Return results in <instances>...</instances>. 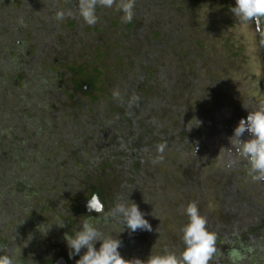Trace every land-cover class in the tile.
Listing matches in <instances>:
<instances>
[{
  "label": "trees",
  "instance_id": "trees-1",
  "mask_svg": "<svg viewBox=\"0 0 264 264\" xmlns=\"http://www.w3.org/2000/svg\"><path fill=\"white\" fill-rule=\"evenodd\" d=\"M171 1L174 3L170 6L175 8V13L182 12L183 15L187 16V10L183 9L181 0ZM74 3H76V0H0V255L18 256L24 262L23 264H48L49 262H55L59 256L63 255L67 264H76L80 256L69 257L65 234L74 236L76 231L80 229L82 222L76 224L73 228L66 224V219L64 221L55 220L53 224L52 221H42L37 215L35 217L34 214H39L37 212L41 211V206H38L36 200L42 198V192L40 188H36L35 198H33L29 194V189L40 186V175L37 170L42 171L40 168L42 165L43 173L48 166L54 168L62 166L61 161L65 159V153L59 152L56 154V147H68L69 152L74 151V153H70L71 161L66 162L64 165L66 169H72L73 165H78L77 162L79 163L82 159L81 152L85 154L84 152L87 150H94L95 144L105 148L104 159H107V167L103 163L100 165L104 173L101 178L109 177L118 171L119 176L112 183L117 184L120 181L121 185L118 183V186L121 189L115 195H111L106 182L107 178H104L102 181L105 182L100 186H93V189L85 188L81 191V188H78L77 198L79 193L86 195L89 192L86 199L98 193L105 204V213H109L119 201H127L131 204L139 196L140 179L138 177L131 179L128 172L121 173L123 170L131 168L137 172L141 169L144 170L145 175H155L159 169L168 171L163 176L150 181L149 187L154 192L153 201L156 208L146 210L144 206H139L140 210L142 209L141 211L145 213V218L150 222L153 230L151 232L137 230L132 233L126 226L123 228V225L114 218L104 215L97 216L95 212L90 213L87 210L86 201L81 203V207H75V211L82 212L84 219L89 218L90 222L106 235L115 237L113 234L115 231L114 226L119 234L123 233V237L120 235L121 240L126 239L123 241H129L130 245L133 244L130 246L122 242L119 251L125 259L139 258L147 260L151 254H164L166 249L177 254L181 253L185 248L181 230L189 222L186 217L183 219L181 213L185 211L190 202H193H187L190 192L189 188L184 187V185L187 182L188 175L193 178L195 185L199 184L202 178L201 173H197L200 172L201 162L196 159L200 155H197L193 160H188L189 158L184 157L185 153L182 152L191 151L193 155L196 154L194 150L198 145L206 148L209 145L221 143L220 152L218 153L220 154L219 157H223L221 164L226 169L225 174H222L223 180L218 184L219 189L214 193V200L220 201L221 217L234 229L233 235L228 238L226 230L207 227L210 231L216 233L217 242L220 245H217V253L210 264H241L243 258L240 259V256L241 254L244 255L246 251L239 248V239L244 235L245 229L249 228L250 233L258 236L261 234V229L264 228V226H260L264 224L261 221L264 218V196L262 194L250 195L249 199L246 196L245 201L250 207H245V211L242 208V200L238 196L239 192L250 187L253 183H243L249 181L245 179L248 175V166L242 160L237 162L235 159L233 161L232 155L235 154L230 150L233 147L230 142L232 135L227 136L229 131H234L238 126L241 118L247 116L248 111L244 107V103L234 104L229 102L228 95L225 100L224 91L221 88L222 85H226L230 81L226 71H222L214 83L210 81L208 74L211 75L213 69L207 61H210L211 56L215 57L226 53L214 50V55H208L214 49L215 43L200 46V49L196 51L183 48L180 64L176 68L167 61L170 54L179 51L174 46L175 38L171 37L170 32L174 31L176 34L182 35L181 41L190 42L194 38H188L189 35L187 34L193 32L197 27H202L204 30V25H206V30L211 32L209 35L213 34L217 38L218 28L215 20L211 22L206 20V23H202L199 17L198 20L195 18L200 9L192 10L195 24L192 25V31H190L185 22L187 17L180 19L167 11L165 5H159V7L153 0H136L135 15L131 23L122 22L121 17L118 21L112 18V15L105 13L108 9L98 7L96 11L103 14L104 22L107 23L108 20H111L108 24H112L111 29L116 31V37L121 32L123 37L120 40L122 42H131L134 44L133 49L139 48L140 52L136 50L137 54L141 56L143 54L141 58L146 59L145 64L149 63L152 70L146 72L147 65L134 67V77L139 74L136 85L126 84L122 89V93L126 96V104L120 109L124 111V114L119 118L116 116L115 119L122 123L125 117L128 116L130 118L129 128L130 130L133 128V130L131 132L126 131V133L122 132L117 137H112L110 133L104 132L105 135H101V141L92 143L90 142L92 138L88 136L89 132L76 133L75 136L68 135L65 130L57 131L45 127L43 118L39 117L34 111L21 110L23 103L27 101L29 106L32 104H37L39 107L43 105L45 107L44 111L48 108L54 110L56 108L50 97H46V100L42 101L37 95L43 85L36 81L37 74L34 70L33 61L26 55L28 50L25 43L29 40H40L39 34L45 30L43 22H47L48 27L56 24L64 34L69 35V32H65L68 31L69 27H64L65 24H68L67 26L73 28L70 31L71 39L63 38V40L70 43H73L74 40L84 41V38L78 40L82 29H85L82 18L80 22L76 17L66 22L55 19L58 10L63 9V7L66 8V11L71 10L76 5ZM225 4L230 7L229 1L226 0ZM113 9L115 10L113 14L118 12L119 15H123L122 12ZM73 12L75 14L76 8ZM158 15H165L166 18H169L166 26L158 20ZM157 17L158 19L155 20ZM28 26L31 27V30L28 31L27 35L26 28ZM164 26L165 28H163ZM103 27L106 30L108 29L105 24H103ZM61 28H64L65 31ZM159 28L163 29L159 31ZM164 32L167 33L164 34ZM31 33L34 37L31 36ZM23 34H26L28 38H24L25 35ZM61 42L64 44L63 41ZM196 43L198 44V42ZM55 44H59V42H55ZM227 45L229 46L228 43ZM19 47L20 49H18ZM122 49L125 48L122 47ZM241 51L242 48L238 46L237 54ZM12 53L13 55H11ZM20 54L29 61L26 63L24 58H19L18 55ZM229 54L233 56L234 53L230 52ZM53 59H51L52 62ZM77 61V59H74L73 65L69 67L72 72L73 90L69 91V86L62 89L66 93L68 101L71 98L77 102L76 106L71 107L79 113L83 109H88L94 115L103 110V113L109 116L103 108V104L107 102H104L99 94H94L85 88L87 84H90L98 93L103 91L102 83L99 82L97 76L99 61L94 54L91 59L87 60L93 66L91 64L89 66L87 63L78 65ZM202 63L204 65L201 70L200 65ZM159 67L162 71H159ZM185 69L193 75L188 74L189 72L186 73ZM142 70L143 74L139 73ZM157 74L160 77L156 78ZM142 83H149L150 88L145 87V90L136 91ZM54 89L61 90L58 85H55ZM86 97L88 98L86 99ZM137 97L138 99H136ZM231 97L235 100V95ZM129 101L132 102L128 103ZM107 104L112 105L111 103ZM207 105L211 106L209 110L206 108ZM258 105L259 103L255 104V106ZM94 106L95 109L92 110ZM248 107L250 108V105ZM250 109H253V107ZM230 110L232 111V117L229 114ZM43 113L41 116H43ZM99 116L103 117L102 115ZM214 118L215 120H213ZM85 122L87 123V120ZM164 122L168 123L170 127L173 125V128L169 129L170 127L162 125ZM135 123L137 124L135 125ZM36 126L39 127L36 128ZM114 138L118 143L114 144ZM162 144L165 145V149L163 153H159L158 146ZM165 154H169L172 160L167 163L169 156L167 155L160 162L153 163L157 157ZM231 164L239 166L237 178L233 177V169L228 167ZM242 166H245V169H242ZM95 167L93 165V168ZM158 167L160 168L158 169ZM175 173L182 175L181 180L178 182L182 185V188L184 187L183 192L185 194L176 199L174 201L175 205L172 204L171 210H168L162 198L169 190L161 186L163 179L170 178L172 177L171 174L174 175ZM236 179L238 184H236ZM60 180L62 183L53 188L54 193L50 199L51 208L57 207L71 190V187H63V183H69L72 180L71 177L66 178V180L61 177ZM46 185L48 186V184ZM84 185L85 183L82 182L81 186ZM255 189H260L257 182H255ZM151 197L152 194H150ZM201 198L200 201H196V204L198 207L200 206L199 209L203 213L201 215L207 218V223L214 222L216 225V222L222 221L216 216L213 217L205 213L203 205L207 202L206 192ZM255 203L256 205H254ZM253 206L258 207L256 212L259 213L258 218H256L258 220H252L250 223H248L249 220H246L243 223L245 225L238 226L240 228L231 225L230 222L235 220L234 216L239 214L254 219V215H252ZM178 216L185 221L183 222L177 218ZM231 217L233 218L229 220ZM176 220L177 222H175ZM61 222H64V227L58 225ZM114 223L117 224L114 225ZM23 229L26 235L21 240L16 241L14 235L18 233V230ZM54 234H58L57 239L53 238ZM39 240L42 243L46 242L51 245L49 253L43 261L37 258L32 260L33 256L31 255L34 254L33 246L38 244ZM224 242H226L227 248L222 245ZM97 243L100 244V242ZM56 244L60 245L56 246ZM54 245L55 247H53ZM154 246L157 249H154ZM17 251H20V253L15 254ZM84 252H86V249H83L80 255H83ZM247 255L251 257V260H247L246 264H253V262L256 263V259L260 258L261 254L255 248L250 249ZM262 264H264V259Z\"/></svg>",
  "mask_w": 264,
  "mask_h": 264
},
{
  "label": "rangeland",
  "instance_id": "rangeland-1",
  "mask_svg": "<svg viewBox=\"0 0 264 264\" xmlns=\"http://www.w3.org/2000/svg\"><path fill=\"white\" fill-rule=\"evenodd\" d=\"M227 1H229L230 7L225 4L226 0H181L183 9L187 10V16L183 15L182 12L175 13V8H172L171 6H165L167 11L173 13L174 16H178L180 19H182L183 17H187L185 22L187 23V28L190 31H192V25L195 24V21L193 22L192 10L196 9H200V14L198 11V13L195 15L196 20H198V17L200 18L202 23H206V20L210 22L215 20L216 27L218 28V31L216 32L218 36L216 38L213 36V34L209 35L211 32L206 30V25H204V30L202 29V27H197L193 32L187 34L189 35L188 38H194V40L190 42L181 41L182 35L176 34L174 31L170 32L171 37L175 38V42H173L174 46L179 51H176V53L174 54H170L167 61L174 68H176L177 65L180 64L182 53L181 50L183 48H190L189 50L196 51L200 49V46H206L209 43H215L214 49L210 51L208 55H214V50H219L226 53L224 55L215 57L211 56L212 58H210V61H207V63L211 65V68L213 69L212 71L214 73H212L211 75L208 74L210 81L214 83L215 79L220 75V73L222 71H226L228 73L230 81L227 82L226 85H222L221 88L224 91L223 94L225 95V100L226 96L228 95V99H230L229 102H232L234 104L244 103L247 106L250 105V108H255V104L264 103V63L260 37L254 23L242 25L237 20L234 13L231 12L230 9L235 7V0ZM156 5H159L158 1L156 2ZM75 8L76 5L75 7H72L71 10L73 11L75 10ZM63 10L66 11V8L63 7ZM113 11L115 10L112 8L108 9L105 13L112 15V18L119 21L121 14L119 15L118 12H115V14H113ZM97 16L99 19L94 26H89L83 21V23H85V29H82L81 33L79 34L78 40H80V38H84V41L74 40L73 43H70L66 40H63V38H68L69 40L71 39L70 31H72L73 28L67 26L68 24L64 25V27H69L68 31H65L64 28H61L63 31L69 32L68 35L64 34L56 24L52 27H48L47 22H43L45 30L43 33L39 34L40 40L36 39L38 40L36 41L28 39L29 41L25 43L26 49L28 50L26 55L29 56L33 61L34 70L37 74L36 81L43 85V88L38 91L37 95L42 101L46 100V97H50L54 102V107L56 108L55 110L48 108L46 109V111H44L45 107H43V105L40 107L37 104H32L29 106L27 101L23 103L21 109L26 112L34 111L39 117L43 118V124L45 125V127H50L57 131L65 130L68 135L75 136L76 133L78 134L83 132L81 134H84L89 132L90 134L88 136L92 138L90 140V142L92 143L101 141L100 137L101 135H105L104 132L110 133L112 137H117L121 135L122 132L129 131V117L126 116L124 122L122 123L115 119L116 115L119 114V116H122L124 114V111H122L120 107L116 105V103H123V105H125L126 96L122 93L123 87H125L126 84L136 85V80H138L139 74L134 77V67L137 68L138 66L147 65L148 67L145 68L146 72L151 69L149 67V63L145 64L144 61L146 59L141 58L143 57V54L142 56L138 55L136 49H133V43L125 41L122 42L120 40V38L123 37L121 35V32L120 34H118V37H116V31L111 29L112 24H108V22H111V20H108L107 23H105L102 17L103 14L97 13ZM74 17H76L80 22L81 18L79 17L77 12H75V14L73 12V15L70 17L66 16L65 19L62 20V22L72 20L74 19ZM165 21L169 22V18H165ZM103 24L108 27L107 30L109 31H107L103 27ZM29 30H31V27L28 26L26 28L27 35ZM107 32L109 33L106 34ZM23 35H25L24 38H28V36L26 37V34ZM31 36H33L32 33ZM61 41H63L64 44ZM55 42H59V44L54 45ZM196 42H198V44ZM227 43L229 44V46L227 45ZM90 44L92 45L89 46ZM238 46L242 48V51L239 52V54H237ZM122 47H124L125 49H122ZM18 49H20V47ZM230 52L234 53L233 56L229 54ZM93 54L99 61V64L97 63L99 65V72L97 73V76L99 77V82L102 83L103 88V91L99 92V96L104 100V102H110L114 105L110 108L107 103L103 104V108L107 111L109 116L103 113V110L95 115L93 114V112H89L88 109H83L82 111H80V113L75 112L71 106H76L77 102L71 98L68 101V97L67 95H65L66 93L62 91L65 86H69V91L73 90L72 72L70 71L69 67L73 65L74 59L78 60V65H80L81 63H87L90 66L91 63L89 64L87 60L91 59V57H93ZM11 55H13V53ZM18 56L19 58H24L26 63L29 61V59H26L25 56H22L21 54ZM52 58H54L53 62L51 60ZM91 65L93 66V64ZM203 65L204 63L200 65L201 70L203 68ZM25 68L27 71H29L27 67ZM158 69L159 71H162L160 67ZM201 70H199V72H201ZM185 71L186 73L189 72V70L187 69H185ZM188 74L191 73L189 72ZM191 75H193V73ZM55 85H58L61 90L54 89ZM149 86V83H142L136 91L140 92L139 90H145V87L150 88ZM117 90L120 93L119 97L114 96V91ZM233 95H235V100H233V97H231ZM87 98L88 97H86V99ZM128 103H130V101ZM210 107V105H207V110H209ZM93 109H95V106L92 108V110ZM42 113L43 116H41ZM99 115H102L103 117H100ZM85 120H87V123L85 122ZM162 125L170 127V125L165 122ZM38 127L39 126H36V128ZM171 128H173V125H171L169 129ZM131 130H133V128ZM242 139H245V137H242ZM220 147L221 146H218L216 148L219 149ZM58 148L59 147L55 148L56 154H58L59 152L65 153V159H62L61 161L62 166L60 168L48 166L43 173L42 165L40 167L42 171L37 170L40 175V186L30 188L29 194L31 195V197L35 198L36 188H40L42 192V198L38 200L35 199L37 201V204H39L38 206H41V211L37 212L39 214L35 213V217L37 215L42 221H52L53 224L55 220L64 221L66 219L67 224L74 228L76 224H79L84 219L83 213L76 212L74 208L81 207V203L84 201L88 203V200L92 197L91 196L86 199L89 193L88 192L86 195H82L81 193H79V197L77 198V189L81 188V191L85 188L89 190L93 189V186H100V184L105 182L102 180L104 178H107L106 182L108 183L110 194L115 195L117 191L121 189L118 186V183L120 184V181L117 184L112 183V181L119 175L117 171L115 172V174H111L109 177L101 178V176H104V173L100 165L103 163L104 166L107 167V159H104L105 148H102L96 144L94 146V150H87L84 152L85 154L81 152L82 159L79 161V163L77 162L78 165H73L72 169H66L64 165L66 162L68 163V161H71L70 153H74V151L69 152L68 147ZM218 152L215 156L213 155L211 159L212 161L209 160V162H212L214 165L219 163L220 154ZM167 155L169 154H165L162 156L165 158L167 157ZM186 156L187 155L185 152L184 157ZM169 160H172V158H170V155L168 156L167 163L169 162ZM93 165H95L96 167L93 168ZM159 168L160 167H158V169ZM130 169L126 168L121 173L128 172L131 176V179H133ZM212 169H214L213 174L210 175L208 173L207 176L201 178L199 184L193 185L188 181L186 182L184 187H188L190 192L187 197V202L193 201L196 203V201H200V198L202 197V195H204L205 192L208 193V200L204 203L203 209L205 213L210 214L213 217L216 216L222 221L216 222V225L214 224V222H208L207 227L210 229L218 228V230H226L228 232L227 236L228 238H230L233 235L234 227L232 228L228 222H225V220H223L220 212L222 211L221 207H219L216 201L211 197L212 193L214 194V192H217V184L219 182V179H216L214 176H217L218 173L225 174V170L223 171L222 169L221 171H217V167ZM165 173H168V171L159 169V171H157V174L155 175H145V178L140 184V188L138 189L139 196L137 200L134 201L138 206H144L146 210H153L156 208V205L153 201L154 192L149 187L150 181L154 180L156 177L163 176ZM171 175L172 177L163 179L161 186L169 190L163 196L164 198H162L164 199L168 210H171L172 204L173 206L175 205L174 201L176 199H179L183 194H185L183 192L184 187L182 188V185L178 182L179 180H181L182 175H178L177 173ZM61 177H63L65 180L68 177L72 178L69 183H63V187H71V190L69 191L68 195L64 196L63 201H61L57 207L51 208L50 199L54 193L53 188L62 183L60 180ZM45 181L47 182L45 183ZM82 182L85 183L84 186H81ZM46 184H48V186ZM245 191H247V188H244L242 191H240L238 195L242 200V208L244 209V211L245 207H250L245 201L246 196L249 199L250 195H248ZM255 191L256 193H260L264 196V185H260V189H255ZM150 194H152L151 198ZM102 203L104 205V202ZM200 204H202V202H200ZM254 205H256V203ZM34 206L35 204L33 205V207ZM257 211L258 207L253 206L252 215H254V219H251L250 216L239 214L237 216H234L235 220L231 221L230 223L231 225H235V227L240 228L238 226L245 225L243 223H245L246 220H249L248 223H250L252 220H258L256 219L259 215V213H256ZM199 212L200 214H203L200 209ZM181 214V216H183V219L185 217L186 219H188L185 211ZM177 218L181 219L180 216H178ZM232 218L233 217H231L229 220H231ZM182 221L184 222L185 220ZM261 221L264 223V218H262ZM175 222H177V220ZM116 224L117 223H114V225ZM260 226L263 227L264 224H261ZM114 228V238L121 240L120 235L121 237H123V233L119 234L115 226ZM261 230V234L257 236L256 234L253 235V233H250L249 228H247L245 229L244 235L240 237L239 248H241L242 251H246L244 252V255L241 254L240 256V259L243 258L241 264H246L247 260H251V257L248 258L247 254L250 251L249 248L254 246L253 243L255 244L256 250L260 251L261 254L260 258L256 259V263L253 262V264H262V261L264 259V228H262ZM25 235L26 232L24 231V229L18 230V233L14 235V238L16 241H19ZM53 238L57 239L58 234H54ZM123 240L121 241L125 242L126 245H130L129 241L126 242ZM58 245L60 244H56V246ZM132 245L133 244L131 243L130 246ZM222 245H224V248H227L226 242H224ZM53 247H55V245ZM33 248L34 254H31L33 256L32 260H35L37 258L38 260L43 261V259H45L48 255L51 245L46 242L42 243L41 240H39V243L33 246ZM153 248L157 249L155 246ZM18 253H20V251L15 252V254ZM14 258L17 263H24L20 259V257L14 255Z\"/></svg>",
  "mask_w": 264,
  "mask_h": 264
},
{
  "label": "clouds",
  "instance_id": "clouds-1",
  "mask_svg": "<svg viewBox=\"0 0 264 264\" xmlns=\"http://www.w3.org/2000/svg\"><path fill=\"white\" fill-rule=\"evenodd\" d=\"M136 0H76V12L89 26L98 22L97 8H115L122 12L121 20L131 23L135 15ZM237 20L242 24L254 23L256 30L264 36V0H235V7L230 9ZM73 11L60 9L55 14V19L60 21L66 16H72ZM264 42V41H262ZM119 91H114V96L119 97ZM138 99V97L136 98ZM249 109L247 118H242L230 137L232 150L237 162L242 160L248 166V175L254 182H264V103ZM245 133L250 139H242ZM165 145L158 146V152L163 153ZM163 156L157 157L153 163H158ZM87 208L95 211L97 216H108L116 219L132 233L137 230L151 232L152 225L145 218L139 206L133 202L119 201L109 213H105L104 205L98 194H93L88 200ZM189 222L182 228V241L184 250L177 254L165 250L162 255L151 254L147 260L125 259L119 249L122 246L120 239L106 235L101 229L94 226L89 218L82 221L80 229L75 235L65 234L69 248V257L80 256L76 264H210L217 253V235L207 228V218L200 214L198 205L190 202L186 209ZM91 217V216H89ZM64 227V222L58 224ZM100 242L97 250L96 244ZM86 249L83 255L81 251ZM0 264H17L11 254L0 255Z\"/></svg>",
  "mask_w": 264,
  "mask_h": 264
},
{
  "label": "flooded vegetation",
  "instance_id": "flooded-vegetation-1",
  "mask_svg": "<svg viewBox=\"0 0 264 264\" xmlns=\"http://www.w3.org/2000/svg\"><path fill=\"white\" fill-rule=\"evenodd\" d=\"M159 2V5H165V6H167V7H169L170 6V4H172L173 5V3L174 2H172L171 0H156V1H154V3H156V2ZM169 1H171V2H169ZM159 5H157V6H159ZM160 7V6H159ZM172 7V6H171ZM158 17H159V19H158ZM158 17L155 19V20H160V21H162L163 22V25L165 24V26H166V21H165V15H158ZM165 26L163 27V28H165ZM163 28H159V31H161ZM165 33H167V32H164V34ZM136 50H140L139 48H136ZM157 53V52H156ZM141 72V74H143L142 72H143V70L142 71H140ZM157 77H160L158 74H157V76H156V78ZM155 82H157V81H155ZM86 90L88 91H91V92H93L94 94L97 92V91H95V89H94V87L92 88V86L90 85V84H87L86 85ZM97 94H99V93H97ZM130 102H132V101H130ZM110 103V102H109ZM116 105L118 106V107H122L123 106V103H120V104H117L116 103ZM112 106H114L113 104L112 105H109V107L111 108ZM247 111L249 112V109H247ZM229 114H230V117H232V111L230 110V112H229ZM217 115L219 116V114L217 113ZM248 115V114H247ZM118 118H119V114L118 115H116ZM128 117V116H127ZM244 119H246L247 118V116H245V117H243ZM242 119V118H241ZM213 120H215V118L213 119ZM137 123H135V125H136ZM128 130H129V132H131V130H130V128H128ZM124 133H126V131H124ZM233 134H234V131H232V132H228V135L227 136H233ZM244 137H245V139H250L251 137L249 136V134H247V133H245V135H244ZM101 138V137H100ZM116 143H118L117 141H116V138H114V144H116ZM120 143V142H119ZM218 146H220V144H218V145H214V144H212V145H209V146H207L206 148H202V146L201 145H198L197 147H195V149L196 150H194V151H196L195 153L196 154H193L192 155V152L191 151H188V152H186V151H184V152H182L183 154L186 152V157H188L189 159L188 160H193L197 155H200L199 156V158H197L196 160L199 162H201L200 163V172H197V173H201V176H202V178L203 177H205V176H207L208 175V173L210 174V175H212L213 174V171H214V169H212V168H216L217 167V171H221L222 169H223V171L226 169L225 168V166H223V164H221V162H223V157H219V163H217V164H213L212 162H209V160L210 161H212L211 159H212V157H213V155L215 156L216 155V153L220 150V149H216V148H214V147H218ZM214 152V153H213ZM220 152V151H219ZM192 155V156H191ZM190 156V157H189ZM233 156V161L236 159V157H235V155H232ZM232 160V159H231ZM229 168L231 167V169H233V177H235V178H237L238 177V168H239V166L238 165H233V164H231L230 166H228ZM242 169H245V166H242ZM131 170V174H132V177H134V178H137L138 177V179H140V184H141V182H143V180H144V177H145V174H144V170H141V169H139L137 172L134 170V169H130ZM134 171V172H133ZM215 175V174H214ZM216 179H219V182H218V184H220V181L221 180H223V176H222V174H220V173H218V175L217 176H214ZM232 177V178H233ZM187 181L189 182V183H191V184H193V185H195V183H194V181H193V178L192 177H190L189 175L187 176ZM239 178H240V176H239ZM245 179H247V180H249V181H244L243 183L245 184V183H253V185H251L250 187H247V194L248 195H253L254 193L256 194V191H255V182L252 180V178L249 176V175H247V178H245ZM259 185H264V182H257ZM218 184H217V186H218ZM236 184H238V180L236 179ZM140 188V187H139ZM217 189H219V186H218V188ZM249 191V192H248ZM215 193V192H214ZM95 194H97V193H95ZM214 194L212 193L211 194V197L214 199L215 198V195L213 196ZM101 198V197H100ZM204 198V197H203ZM202 198V199H203ZM102 200V199H101ZM207 200H208V193H207ZM102 202H103V200H102ZM216 203L218 204V206L220 207L221 206V204H220V201H216ZM104 209H105V204H104ZM220 211V210H219ZM90 212V211H89ZM92 212H95V211H91L90 213H92ZM66 224H67V222H66ZM67 243V242H66ZM65 245V244H64ZM253 247H250L249 249H255L256 247H255V244L253 243ZM99 247H100V244H96V248H98L99 249ZM97 249V250H98ZM53 253H54V250H53ZM55 256H56V254H54ZM62 257H64L63 255H61V256H59L58 258H57V260L55 261V262H49L48 264H55L60 258H62ZM250 256L248 255V258H249ZM65 258V257H64ZM66 264H67V261H66Z\"/></svg>",
  "mask_w": 264,
  "mask_h": 264
},
{
  "label": "water",
  "instance_id": "water-1",
  "mask_svg": "<svg viewBox=\"0 0 264 264\" xmlns=\"http://www.w3.org/2000/svg\"><path fill=\"white\" fill-rule=\"evenodd\" d=\"M258 34H259V37H260V42H261V46H262V55H263V63H264V36L261 35V32L258 31ZM98 194V193H97ZM99 196V199L101 200L100 198V195L98 194ZM102 202V200H101ZM88 210V208H87ZM89 211V210H88ZM94 211V210H93ZM91 212V211H90ZM55 264H66V260L64 257L60 258Z\"/></svg>",
  "mask_w": 264,
  "mask_h": 264
}]
</instances>
